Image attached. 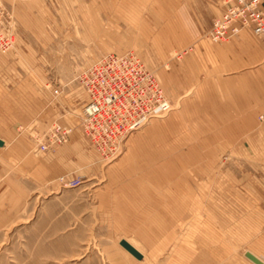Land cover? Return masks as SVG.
Wrapping results in <instances>:
<instances>
[{
  "label": "rangeland",
  "instance_id": "374dc122",
  "mask_svg": "<svg viewBox=\"0 0 264 264\" xmlns=\"http://www.w3.org/2000/svg\"><path fill=\"white\" fill-rule=\"evenodd\" d=\"M0 3L4 24L16 32L15 47L0 50V61L27 41L21 60L40 68L20 73L59 89L57 104L66 110L56 122L74 130L68 142L40 152L38 116L0 117L8 153L0 157V264H240L236 256L248 245L235 243L243 239L264 255V165L257 159L264 144L244 133L241 119L231 126L214 108L225 94L246 99L249 89L243 82L225 83L227 72L216 71L214 61L184 71L195 48H183L177 16L167 4ZM209 30L204 39L215 45ZM127 51L153 69L171 109L104 157L81 129L87 94L80 75L102 55ZM207 95L213 101L200 102ZM194 96L199 102L185 107L183 97ZM60 147L72 157V170L38 180L41 157ZM122 239L140 247L143 258L124 248Z\"/></svg>",
  "mask_w": 264,
  "mask_h": 264
},
{
  "label": "crops",
  "instance_id": "0c3cea01",
  "mask_svg": "<svg viewBox=\"0 0 264 264\" xmlns=\"http://www.w3.org/2000/svg\"><path fill=\"white\" fill-rule=\"evenodd\" d=\"M162 1L170 8L169 11L177 16V30L181 32L183 48L189 45H194L195 48L192 51V56L184 60V71L194 69L196 65L202 68L204 65H209L210 61H214L211 63L213 66L215 65L214 69L216 71L220 73L227 72L226 76L224 75L225 83L243 82L249 89V95L246 99H237L232 96V93H229L230 96L225 94V96L219 97L222 98L221 102L224 103L214 106L218 112L216 117L219 116L220 118L221 116L226 120H231V126L233 119H241L243 126L246 128L244 133L258 136V140H262L263 145L264 123L260 122L257 117L258 113L264 109V106L261 108L264 103L263 41L257 40L255 35L248 30H242L236 37L219 41L215 45H211L204 39L205 33L212 27L214 18L222 10L223 0H166L167 3L165 0ZM34 3L42 4L43 0H32V4ZM172 7L175 9L171 10ZM26 42L24 40L20 41L16 51L7 56V59L10 60L5 62V58H3L0 61V73L7 71L6 76L0 74V117L38 116L39 131L37 132L42 133L57 121L58 114L66 110V107L58 106L56 98L58 95L53 92L55 88H46L45 81L41 78L31 76L27 72L20 73L22 70L29 71L40 68V66L37 67V63L27 59L25 61L21 60L24 54L21 46ZM179 65L177 64L176 67L178 70L181 69ZM198 98L199 96L193 98L183 97L182 101L186 107L189 106V102L198 103ZM209 101L213 100L208 95L202 96L200 99V102L207 103ZM256 123H258V127ZM1 138L5 142L4 145H0V157L3 159V156H8V153H4V149L7 148L6 140L3 137ZM64 152L65 149L60 147L51 154L41 157L37 164L38 180L48 182L56 176L58 170H72V157ZM257 159L258 164L264 165V146L258 150ZM221 240L225 242V246L229 245L228 242L230 241L228 239ZM248 243L249 239H246V241L243 239L235 243L241 246L248 245L241 255L236 256V258H239L240 264H256L246 257L245 253L247 251H251L264 261V255L260 254L255 246L254 248L249 247L251 244ZM225 255L227 254L225 253ZM233 262L231 260L225 264H233Z\"/></svg>",
  "mask_w": 264,
  "mask_h": 264
},
{
  "label": "built area",
  "instance_id": "2783aa9c",
  "mask_svg": "<svg viewBox=\"0 0 264 264\" xmlns=\"http://www.w3.org/2000/svg\"><path fill=\"white\" fill-rule=\"evenodd\" d=\"M2 17L0 11V50L7 52L16 45V32ZM242 30L264 42V0H223L207 38L219 42ZM80 82L87 94L81 129L104 157L118 153L128 135L171 109L156 73L133 51L102 55L81 73ZM54 93L59 94V89ZM259 120L264 123V109ZM73 131L69 125L53 123L37 137V150L49 151L68 142Z\"/></svg>",
  "mask_w": 264,
  "mask_h": 264
},
{
  "label": "water",
  "instance_id": "95a60500",
  "mask_svg": "<svg viewBox=\"0 0 264 264\" xmlns=\"http://www.w3.org/2000/svg\"><path fill=\"white\" fill-rule=\"evenodd\" d=\"M0 145H3V141L0 140ZM121 245L126 248L131 254H133L135 257H137L138 259H142L143 258V254L136 249L130 242H128L125 239L121 240ZM246 257H248L250 260H252L253 262H255L256 264H264V261L261 260L258 256H256L254 253H252L251 251H247L245 253Z\"/></svg>",
  "mask_w": 264,
  "mask_h": 264
},
{
  "label": "bare ground",
  "instance_id": "6f19581e",
  "mask_svg": "<svg viewBox=\"0 0 264 264\" xmlns=\"http://www.w3.org/2000/svg\"><path fill=\"white\" fill-rule=\"evenodd\" d=\"M87 102V101H86ZM86 104V103H85ZM127 240V239H126ZM128 242H130L136 249H138L140 252H141V250L133 243V242H131L130 240H127ZM142 253V252H141ZM252 261V260H251ZM255 263V262H254Z\"/></svg>",
  "mask_w": 264,
  "mask_h": 264
}]
</instances>
